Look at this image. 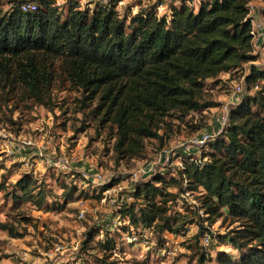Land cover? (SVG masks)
I'll return each instance as SVG.
<instances>
[{
  "label": "trees",
  "instance_id": "16d2710c",
  "mask_svg": "<svg viewBox=\"0 0 264 264\" xmlns=\"http://www.w3.org/2000/svg\"><path fill=\"white\" fill-rule=\"evenodd\" d=\"M22 1L0 6V87L21 89L44 103L60 69L84 100L96 103L93 110L101 120L116 127L114 148L123 157L141 156L148 139L163 144L168 117L185 118L214 106L205 98L208 80L251 63L246 79L254 95L244 88L226 127L201 151L212 149L199 158L186 155L173 175L158 171L140 182L133 201L119 204V213L136 228L178 233L187 220L171 217V202L177 192L203 188L202 220L230 219L239 226L225 237L240 257L233 261L224 252L220 261L264 264V71L253 63L258 57L252 0H199L198 5L178 0L170 15L160 13L156 3L121 12L120 0L96 1L92 7L67 0L63 13L55 0H36L35 11H23ZM16 186L21 197L29 196L36 180L26 172ZM38 194L45 199L42 190ZM2 228L21 236L7 223ZM205 228L201 222L200 233ZM108 233L103 244L115 248ZM204 262L200 257L198 264Z\"/></svg>",
  "mask_w": 264,
  "mask_h": 264
},
{
  "label": "rangeland",
  "instance_id": "374dc122",
  "mask_svg": "<svg viewBox=\"0 0 264 264\" xmlns=\"http://www.w3.org/2000/svg\"><path fill=\"white\" fill-rule=\"evenodd\" d=\"M8 1L0 0V6L6 9ZM59 1L66 13L67 1L55 0L57 5ZM174 2L178 0H164L166 10ZM153 3L120 0L119 9L136 11ZM252 3L264 18V0ZM256 50L258 59L253 63L264 71V45ZM250 65L208 80L205 98L214 106L185 118L168 117L163 144L160 139H148L143 154L134 158L115 150L116 127L101 120L93 110L96 103L84 100L82 91L60 69L44 103L30 99L21 89L14 92L0 87V264H198L200 257L205 258L204 264H225L220 261L224 252L237 261L240 251L225 236L239 226L230 219L202 220L206 217L200 200L203 188L181 193L170 188L177 192L171 217L182 215L187 220L178 233L136 228L127 217L120 219L119 204L133 201L135 187L154 173L170 176L176 172L182 150L178 141L214 131L215 115L229 101L236 83L243 84L246 95H254L255 87L246 79ZM162 147L175 149L174 163L149 166L151 173L131 180L132 173L150 164ZM210 149L212 145L204 151L192 148L190 153L199 158ZM26 172L36 186L29 196L21 197L16 182ZM40 190L46 195L43 200L38 198ZM81 210H85L84 217L79 216ZM201 222L207 227L204 233H200ZM2 223L21 236L2 228ZM100 227L104 230L97 234ZM107 230L115 248L103 244ZM210 230L213 235L206 243L204 235Z\"/></svg>",
  "mask_w": 264,
  "mask_h": 264
},
{
  "label": "built area",
  "instance_id": "2783aa9c",
  "mask_svg": "<svg viewBox=\"0 0 264 264\" xmlns=\"http://www.w3.org/2000/svg\"><path fill=\"white\" fill-rule=\"evenodd\" d=\"M67 1V0H66ZM65 1V2H66ZM96 1H102L103 3H108L109 0H80V2L83 4V2L89 3V5H93ZM145 1H151V0H145ZM155 3L157 4V10L160 13H167V15L171 14V8L165 7L164 0H155ZM58 6L62 7L60 1L58 2ZM38 8V2L36 0H24L21 2V9L23 11H35ZM165 10V11H164ZM250 15L252 19V31H253V41L255 44V47H262L264 45V18L261 16L260 10L253 4H250ZM244 86L241 82H238L235 84L233 90L229 94V101L227 103H224L220 106L219 112L215 115V123H216V129L214 131H202L199 134H196L192 136L191 138L183 141H178V147L181 150V153L179 154V166H183V160L184 156L190 154V150L192 148H202L204 146H207L208 143L214 139L215 135L221 133L223 129L226 127L228 120H229V114H230V107L232 104L237 103L243 94ZM21 151V149H20ZM176 155L175 149L172 147H166L160 150L153 161L150 162V164L145 165L144 167L137 168L136 171H134L131 175V180H137L143 176H146L150 172V168L154 167V165H172L174 163V157ZM26 160V159H25ZM49 162H51L49 160ZM69 160H65V163H68ZM25 164L29 166L28 160L25 161ZM85 210L80 211V217H84ZM211 237L209 235H206L204 237V241L208 243L210 241Z\"/></svg>",
  "mask_w": 264,
  "mask_h": 264
},
{
  "label": "crops",
  "instance_id": "0c3cea01",
  "mask_svg": "<svg viewBox=\"0 0 264 264\" xmlns=\"http://www.w3.org/2000/svg\"><path fill=\"white\" fill-rule=\"evenodd\" d=\"M198 5V4H197Z\"/></svg>",
  "mask_w": 264,
  "mask_h": 264
}]
</instances>
